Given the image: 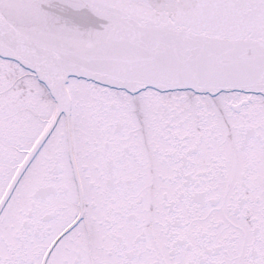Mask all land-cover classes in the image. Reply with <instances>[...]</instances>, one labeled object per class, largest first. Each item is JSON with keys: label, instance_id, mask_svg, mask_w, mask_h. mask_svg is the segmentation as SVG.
Listing matches in <instances>:
<instances>
[{"label": "snow or ice", "instance_id": "snow-or-ice-1", "mask_svg": "<svg viewBox=\"0 0 264 264\" xmlns=\"http://www.w3.org/2000/svg\"><path fill=\"white\" fill-rule=\"evenodd\" d=\"M0 264H264V0H0Z\"/></svg>", "mask_w": 264, "mask_h": 264}]
</instances>
